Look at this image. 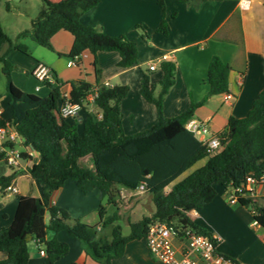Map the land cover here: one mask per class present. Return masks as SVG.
Instances as JSON below:
<instances>
[{
  "label": "trees",
  "instance_id": "trees-1",
  "mask_svg": "<svg viewBox=\"0 0 264 264\" xmlns=\"http://www.w3.org/2000/svg\"><path fill=\"white\" fill-rule=\"evenodd\" d=\"M40 1V9L30 19V26L18 31L13 38L0 23V62L7 80L11 109L10 117L0 118V125H12L23 148H29L37 155L26 170L31 178H38L42 184L41 197L34 200L33 206L18 215L10 225L0 228V251L6 253L0 264H28V241L31 239L45 249L48 262L53 263L69 249L66 241L58 239L60 231L77 238L86 254L102 264H115L114 260L123 255L126 244L135 239L145 240L149 226L156 221L175 228L190 227L213 237L191 219L189 212L214 198L216 184L230 192L245 181L246 175L256 179L264 175V89L253 99L245 116H229L223 131L215 134L220 141L219 149L211 153L185 127V122L208 96L229 92L231 66L218 55H213L207 65L208 91L203 99L191 100L184 110L167 117L163 114L162 102L175 82L176 65L165 60L160 63L162 76L157 83L150 82V70L146 69L139 84L141 96L155 106V122L145 130L125 134L120 103L129 87L102 82L96 54L98 51H117V66L125 68L137 61L136 43L126 32L113 35L101 26L81 22L82 13L99 0ZM155 1L161 10L156 30L167 34L166 0ZM6 8L10 9L8 2ZM175 14L173 11L172 15ZM136 27L141 28L143 38L147 39L148 34L142 25ZM61 29L73 36L65 56L79 58L86 50L93 55L95 82L72 80L66 96L61 92L64 83L57 78L54 82L42 81L50 89L46 96L14 85L11 71L15 66L6 57L8 51L16 49L28 54L22 41L26 37L52 49L50 39ZM94 91L93 108H90L85 100ZM63 100L78 104L80 111L85 113L81 129L77 121H68L59 113ZM200 160L204 162L194 167ZM10 168L11 173L0 176V195L17 172ZM68 179L73 180L81 192L97 190L108 203L115 205L121 186L134 190L143 184V191L151 196L154 211L151 215L129 221L127 234H123L121 226L115 222L118 213L106 214L103 205L99 207L98 223L82 222L70 217L65 209L51 204L52 192ZM239 201L245 203L246 200L240 198ZM250 202L255 210L254 219L264 228V205ZM107 227V232L100 230ZM214 243L217 246V239ZM224 256L237 263L232 257Z\"/></svg>",
  "mask_w": 264,
  "mask_h": 264
},
{
  "label": "crops",
  "instance_id": "crops-1",
  "mask_svg": "<svg viewBox=\"0 0 264 264\" xmlns=\"http://www.w3.org/2000/svg\"><path fill=\"white\" fill-rule=\"evenodd\" d=\"M173 11L176 12L175 16L172 15ZM160 14V7L155 0H99L80 17L83 24L101 26L109 34L126 32L128 38L137 45L136 63L125 68L117 66V51H98L96 54L102 82L113 85L117 83L112 82L115 79L121 84L136 81L131 89V97L128 91L120 103L123 132L134 134L155 122V106L139 93L143 72L140 64L146 62V69L149 70L148 65L156 60V68L150 70L149 75L150 82L155 84L162 76V61L157 59L164 53L169 55L166 60L176 65L175 82L162 102V111L167 117L184 110L191 100L197 102L203 99L208 91L207 65L213 55H218L231 66L229 93L232 97L225 100L223 93L210 95L194 109L191 116L193 119L207 121L209 130L206 137L223 131L229 116H245L253 99L264 89V0H250L246 7L241 6L238 0H166V19L169 24L167 34L156 30ZM139 24L147 32V39L143 38L141 28L136 27ZM50 41L52 49L44 47L49 52L27 42L28 54L16 49L8 51L6 57L15 66L11 71L14 85L39 96L48 95L49 87L32 74L40 64L46 65L53 76L64 83L62 94L68 93L69 82L72 80L95 82L93 55L89 51H84L75 64L67 65L69 58L64 54L70 50L73 42L70 32L58 30ZM9 99L7 80L0 62L2 119L11 115ZM89 107L93 108V105ZM84 118L83 111H79L76 117H66L68 121H77L80 129ZM124 119L130 124L127 130L123 128ZM36 159L37 155H34ZM203 162L198 161L194 167ZM26 168L24 164L14 168L17 172L10 183L12 188L0 195V228L10 225L18 215L33 206L36 198L41 197V181L31 178ZM11 171L10 166L0 159V176ZM215 189L214 198L202 207L191 210L189 216L217 239V250L235 259L237 264H264V228L254 219L255 210L250 202L257 201L264 205V183L254 186L253 195L243 198L245 203L230 202L229 189L220 184H216ZM142 193L146 192L138 187L132 190L121 186L115 205L108 203L106 197H101L97 190L81 192L74 181L68 179L52 192L51 204L65 209L70 217L88 224L100 221L99 207L103 205L106 214L118 213L115 222L121 226L122 233L127 234L129 221H135L130 220L131 214ZM152 213L142 214L139 218ZM100 230L107 232L109 228ZM57 237L69 246L63 257L49 263L46 254H40V247L31 239L28 241V264H102L86 254L83 244L77 238L62 231L57 233ZM5 257L6 253L0 251V259ZM114 263L164 264L150 256L144 239L129 241L123 255L116 258Z\"/></svg>",
  "mask_w": 264,
  "mask_h": 264
},
{
  "label": "built area",
  "instance_id": "built-area-1",
  "mask_svg": "<svg viewBox=\"0 0 264 264\" xmlns=\"http://www.w3.org/2000/svg\"><path fill=\"white\" fill-rule=\"evenodd\" d=\"M240 5L246 7L250 0H238ZM169 55L162 54L157 61H164ZM78 57L69 59L67 65L75 64ZM149 70L156 68V60L148 65ZM32 74L40 81L54 82L55 77L50 69L43 64L37 65ZM108 84V83H105ZM67 94H64L66 96ZM95 91L86 97L87 106L93 103ZM225 100L232 97L229 92L223 93ZM81 110L78 104L63 100L59 107V113L63 117H76ZM185 127L194 133L202 141L207 151L214 153L219 149V138L213 134L208 137L205 134L209 127L207 121L189 118L185 122ZM18 145L21 147L18 149ZM0 157L9 166L19 168L21 165H29L34 160V153L29 148H23L16 129L9 123L0 125ZM264 183V175L256 179L251 175H246L245 181L229 192L230 202H238L240 198H247L254 193V186ZM12 188L10 185L6 189ZM144 190V185L138 186ZM215 237H208L196 232L190 227H177L166 223L153 222L148 229L145 242L149 254L154 259L164 264H237L230 258L225 257L217 250L214 243ZM40 254H45V249H39Z\"/></svg>",
  "mask_w": 264,
  "mask_h": 264
},
{
  "label": "rangeland",
  "instance_id": "rangeland-1",
  "mask_svg": "<svg viewBox=\"0 0 264 264\" xmlns=\"http://www.w3.org/2000/svg\"><path fill=\"white\" fill-rule=\"evenodd\" d=\"M6 2L9 3L10 9L6 8ZM40 4H41L40 0H0V23L4 27L5 31L8 33L10 37L13 38L18 31L26 29L30 26V19L37 15L40 9ZM22 41L24 43L26 42L32 43L39 49H43L44 51L49 52V50L38 45L36 42H34L29 37L23 38ZM144 55H145V50L143 49L142 56ZM146 66H147L146 62H143L140 64V68L142 70H146ZM112 82H117L116 84H121L119 83L118 79H115ZM135 84H136V81L135 83H133V81H128V83L125 84L129 87V94H128L130 95L129 97H131V93H132L131 89L133 88ZM134 92L137 95V91L134 90ZM129 125H130L129 121L127 119H124V123H123L124 130H127L126 128ZM16 147L18 149L21 148L18 145H16ZM86 162H88V160H86ZM140 198L141 199L139 203L137 204L136 209H134L133 213L131 214L130 220H136L142 214H150L152 211H154L153 202L147 193L140 194ZM119 222L120 224L123 225L122 219H120Z\"/></svg>",
  "mask_w": 264,
  "mask_h": 264
},
{
  "label": "water",
  "instance_id": "water-1",
  "mask_svg": "<svg viewBox=\"0 0 264 264\" xmlns=\"http://www.w3.org/2000/svg\"><path fill=\"white\" fill-rule=\"evenodd\" d=\"M29 238H30V235H29ZM29 238H28V239H29Z\"/></svg>",
  "mask_w": 264,
  "mask_h": 264
}]
</instances>
